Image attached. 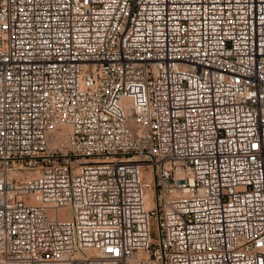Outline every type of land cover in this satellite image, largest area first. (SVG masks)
<instances>
[{"label": "built area", "instance_id": "obj_1", "mask_svg": "<svg viewBox=\"0 0 264 264\" xmlns=\"http://www.w3.org/2000/svg\"><path fill=\"white\" fill-rule=\"evenodd\" d=\"M0 263L264 264V0H0Z\"/></svg>", "mask_w": 264, "mask_h": 264}, {"label": "bare ground", "instance_id": "obj_2", "mask_svg": "<svg viewBox=\"0 0 264 264\" xmlns=\"http://www.w3.org/2000/svg\"><path fill=\"white\" fill-rule=\"evenodd\" d=\"M65 136H66V129L64 128V130L63 131H61L59 134H58V136H57V138L55 139V144H57V145H59V140H61V141H63V140H65L64 138H65ZM64 142V141H63ZM64 143H62V144H60V145H63Z\"/></svg>", "mask_w": 264, "mask_h": 264}, {"label": "rangeland", "instance_id": "obj_3", "mask_svg": "<svg viewBox=\"0 0 264 264\" xmlns=\"http://www.w3.org/2000/svg\"><path fill=\"white\" fill-rule=\"evenodd\" d=\"M65 137H66V136H65ZM64 139H65V138H64ZM63 141H64V142H63ZM63 141L59 140V142H58L59 145L62 144V143H65V140H63ZM0 264H4V263H0Z\"/></svg>", "mask_w": 264, "mask_h": 264}, {"label": "water", "instance_id": "obj_4", "mask_svg": "<svg viewBox=\"0 0 264 264\" xmlns=\"http://www.w3.org/2000/svg\"><path fill=\"white\" fill-rule=\"evenodd\" d=\"M172 182V180H170V183Z\"/></svg>", "mask_w": 264, "mask_h": 264}]
</instances>
